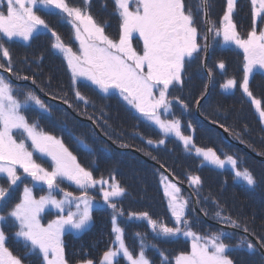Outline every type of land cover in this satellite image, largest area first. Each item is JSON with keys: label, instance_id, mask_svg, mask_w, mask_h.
<instances>
[{"label": "rangeland", "instance_id": "rangeland-1", "mask_svg": "<svg viewBox=\"0 0 264 264\" xmlns=\"http://www.w3.org/2000/svg\"><path fill=\"white\" fill-rule=\"evenodd\" d=\"M112 1L110 0L105 11L98 4L92 6L89 10L98 23L105 25V33L110 38L118 40L120 19L115 13ZM68 3L71 6L83 7L82 0H68ZM58 17L61 21L67 23L62 16L58 15ZM204 18L207 20L208 15L204 14ZM249 27H251L248 30L250 32L253 25H249L248 29ZM61 29L62 32H59V36L63 43L70 47L73 52L78 53L79 41L75 39L71 24L61 25ZM204 32L205 28L202 25V33ZM198 44L201 45V49L193 53L195 55L191 58L186 57L191 63L187 67L184 65L181 74L182 82L169 86L167 95L171 103L168 111L165 113L163 109H160L159 114L163 120H179L182 134L191 136L195 147H204L203 149L211 147L214 148L213 150L221 159H224L225 156H232L236 159L238 170L247 169L254 176L256 184L253 186H249L241 178H237L231 165L226 164L225 167L218 168L204 161V159L200 160L205 167L199 174H195L196 164L200 161L197 159L195 148L186 150L183 141L175 134L165 136L156 124L145 119L129 105L118 91L106 95L100 92L90 81L81 78L77 81L75 87L87 98L88 103L85 105L82 101L74 102L71 71L63 53L57 49H55V53L58 56L54 54L57 59H55L56 64L53 65L57 73L61 71L64 73L63 77L66 82L58 86L59 88L65 87L64 90L66 91L63 93V99L46 87H43L44 90L41 89L39 94L34 88L12 84L18 99L23 101L25 95L32 92L48 108V111L44 112L38 106L32 104L31 107L23 110V114L30 123H36L40 130L63 141L70 152L74 147L71 146V148L69 143L74 144L71 142V140H74L66 139L65 136H69L70 132L60 131L62 137L46 129V126L50 123H65L67 128L73 131V134L76 133L74 129L77 131L84 130L83 133L87 136V144L85 140H81L82 150L77 148V152L80 153L77 154L73 150L74 154L71 153L76 156L82 167L93 172L95 178L100 179L102 177L109 180L110 177H115V180L126 190L124 196L114 201L117 204V211L114 212L104 202L100 185L88 189L92 207L90 210L91 220L87 228L83 231L66 229L62 236L67 264H86L89 260L93 264H101L104 252L110 248L118 247L115 242L116 234L113 232L114 215L116 216V226L123 229L125 245L135 255L139 252L141 240H143L145 256L151 264H161L160 252L167 256L168 264H175V257L180 253L190 252L192 244L190 237H186L182 233L170 238L157 236L147 219L136 218L139 214L147 213L148 217L157 221L158 224L163 223L168 227L177 226L175 217L169 208L170 198L165 195V186L168 183L175 184L180 189L178 199L187 202L183 218L188 221V229H184V225H180L182 232L183 230H191L201 237H209L220 232L229 233V237L225 238L224 242L230 245L231 250L228 255L234 264H264V247H260L257 243L258 238L263 236H261V232L264 233V161L256 159L248 154L245 148L237 145L241 141L248 150L258 152L264 157V128L257 119L258 112L255 105L252 103L247 104L251 108L250 110L241 109L242 105L238 106L235 102L243 96L248 98L239 87L244 76L245 61L240 55L238 56L239 52L237 51L242 49L234 43L225 44L222 35L219 36V42L215 43L213 47L210 45V51L207 48L204 49L206 44L204 36ZM206 45L208 46V44ZM132 46L137 52H142L143 41L139 39L138 34H134ZM205 58L208 61L209 69L206 70L207 72L201 69L202 73L197 75L200 81H197L196 84L194 77L191 76L195 72H190L194 70L192 61L203 63ZM221 62L225 65L224 69L217 66ZM49 73L52 72L49 71ZM59 73L58 78L60 79ZM260 77V74L256 75L252 72L249 75V85L251 80L255 79L260 81L258 86L264 85V78ZM216 78L220 83H213L215 85H213L207 107L200 112L201 121L198 114L195 115L194 121L187 120L190 111L195 113L197 111L195 108L198 104L197 102L194 103L198 100L196 97H200L205 92V88L208 87L206 84ZM228 79H237V86L229 90L222 88V85ZM83 83L87 84L88 89L85 88ZM184 83H187V85ZM193 84L200 87L203 92L195 93L192 97L194 99H190L186 103L184 102L185 99L180 101L184 96V92L190 91L191 94L198 91ZM249 90L255 98L264 97V88H261L259 92L252 87H249ZM93 91L96 94H93ZM97 94L101 97L99 98ZM155 94L158 95V91ZM65 99L71 103L72 107L63 102ZM234 102L233 106L228 105ZM104 110L107 111V118L100 119V113ZM228 111L233 112L231 128L244 130V135L241 138L233 135L236 138H234V144L226 142L225 134L218 135L213 125L202 122L204 120L203 115L208 118L219 115V120L223 121ZM207 117L205 119H208ZM73 118L76 120L75 123L72 121ZM95 123L98 126L97 132L94 130ZM57 127L61 126L58 125ZM197 127H200L199 131H195ZM87 128L89 132H87ZM92 132L97 138H91L93 136ZM76 135L78 134L76 133ZM80 138L78 135V139ZM95 139L99 143L100 141L104 142V144H100L102 146L98 145L99 143L95 145L93 143ZM161 139L164 140L163 144L158 143ZM149 140L153 143L149 144ZM229 147H236V149L230 150ZM33 158L37 163L51 170L49 157L34 152ZM209 165L211 167H207ZM19 172L22 175L23 183H19L18 187L12 192L8 208L0 214H6L18 202L25 186L32 189L36 198L48 195L47 185L37 184L34 186L30 177L24 178L25 174L22 170H19ZM190 176H199L201 183L199 185L191 184ZM163 177L167 178L164 182H162ZM0 185L7 186L4 179H0ZM103 187L107 189V185ZM60 188L72 192L75 196L81 195V190L69 181L61 182ZM53 195L58 200L64 198L59 191L54 192ZM208 196L214 197V204L210 205L204 201ZM72 210H76L74 206ZM218 211L224 217H231L239 224V227H233L218 218L216 216ZM66 212L67 209L64 214ZM58 214V210L54 207H46L40 214L41 223L46 226L49 222L55 220ZM245 227L248 229L247 232L244 231ZM5 229L6 235L11 234L10 232L13 234L18 230L11 223L4 225L3 230ZM14 240L19 242L10 249L13 250L14 255L22 259V264H43L42 257L38 254L28 253L22 240L16 237H14ZM244 240L255 244V251L250 252L246 247H236ZM116 260L118 264H128L122 256L117 257ZM114 264H116V261H114Z\"/></svg>", "mask_w": 264, "mask_h": 264}, {"label": "snow or ice", "instance_id": "snow-or-ice-1", "mask_svg": "<svg viewBox=\"0 0 264 264\" xmlns=\"http://www.w3.org/2000/svg\"><path fill=\"white\" fill-rule=\"evenodd\" d=\"M91 0H83V7L71 6L68 0H0V53L7 61V66L0 63V69L12 72L10 52L5 42L15 39L28 41L34 32L49 29L48 24L36 9L40 6L49 12L56 11L71 24L75 39L79 41V52H73L66 46L60 36L52 31L55 38L52 47L63 53L71 71L75 99L85 105L88 100L75 87L77 81L83 78L90 81L100 92L108 95L118 91L129 105H131L145 119L156 124L161 132L167 136L175 134L185 146L186 150L195 148L197 156L218 168L231 165L235 176L241 178L249 186L256 184L254 176L247 170H238L237 160L232 156L221 159L213 149L197 148L192 143L191 136H185L180 130L179 120H163L159 110L166 113L171 101L168 99V89L174 83H181V74L185 58H191L193 53L201 49L197 42L198 30L195 26L194 11L186 6L185 0H113L115 13L120 19V33L118 40L110 38L105 33V25L98 23L92 16ZM235 0H227V11L222 18V28L215 25L208 32H215L216 36H223L225 44L234 43L244 53V76L239 87L243 93L251 98L264 122V106L260 99H256L249 90V75L257 67L264 69V30L257 32L256 18L261 17L264 22V0H251L253 29L247 38H241L233 23L232 14ZM209 0H199L195 13L201 11L207 15ZM134 34H138L143 41L142 52H137L132 46ZM207 40V35H205ZM207 45H204L206 50ZM218 67L224 69L223 62ZM18 79L27 80L28 77ZM35 83V81H33ZM237 86L235 79H228L222 85L225 90ZM158 91V95L155 93ZM72 107L67 99L63 101ZM199 103V101H197ZM34 104L47 112V106L32 92H28L23 101L18 99L15 89L9 79L0 75V179H4L7 186L0 185V212L8 208L11 194L23 183L24 178L30 177L33 185H47L48 195L36 198L31 188L25 186L17 203L6 214H0V264H22V259L12 253L6 246L7 236L3 226L11 223L18 228L15 237L23 241L24 248L29 254H38L43 264H67L64 255L62 236L66 229L83 231L91 220V198L88 189L100 185L104 202L114 212L117 211V201L124 196L125 188L110 177L105 180L97 179L93 172L82 167L64 143L42 130L36 123H30L23 110ZM186 107V106H185ZM91 119V117H89ZM30 142V143H28ZM149 144L153 141L149 140ZM163 144L164 140L158 141ZM86 147V146H85ZM31 149V150H30ZM49 157L51 170L37 163L33 153ZM69 181L81 190V195L60 188V183ZM167 180L162 178V182ZM193 185L201 183L199 176H190ZM107 185V189L103 186ZM63 194V199H56L54 192ZM180 189L168 183L165 195L169 199V208L175 217V227H168L148 217L147 213L137 216V219H147L157 236L170 238L183 234L192 239L191 251L180 253L175 257V264H234L228 255L230 245L224 242L229 233L220 232L209 237H201L188 229V221L183 218L186 201L178 199ZM58 210L55 220L46 226L41 223L40 214L46 207ZM73 206L75 211L72 210ZM67 209L66 214L65 210ZM122 215V213H120ZM216 216L233 227L239 224L231 217H224L221 212ZM244 231L248 229L245 227ZM113 232L118 247L105 251L101 264H118L117 257L122 256L128 264H151L145 256V246L141 240L140 250L133 254L125 245L123 229L116 226V216H113ZM139 235V234H138ZM257 243L264 247V237L258 238ZM236 247H246L248 251H255L256 245L250 241H241ZM161 264H168V258L163 252ZM86 264H93L87 261Z\"/></svg>", "mask_w": 264, "mask_h": 264}, {"label": "flooded vegetation", "instance_id": "flooded-vegetation-1", "mask_svg": "<svg viewBox=\"0 0 264 264\" xmlns=\"http://www.w3.org/2000/svg\"><path fill=\"white\" fill-rule=\"evenodd\" d=\"M83 1V0H82ZM110 0H91L90 8L96 4L99 5L103 11L107 9ZM186 6H191L194 11V19L195 26L198 30L197 42H201L203 36L207 35L208 31L205 26V18L204 13L201 11L199 14L195 13V8L198 5L199 0H185ZM112 6H114L112 1ZM227 11V0H209V7L207 9L208 19H210V26L213 27L215 25L216 28H222V18L224 13ZM37 15H40L42 19L48 24V29H41L40 31L34 32L32 37L28 41H23L20 39H15L10 42H5V47L8 48L12 61V72L4 71L0 69V75L5 76L6 79H9L12 84L22 86L25 88H34L39 94L43 87L49 88L51 92L54 94H58V86H59V78L58 73L55 68V49L52 47L53 43H55V38L52 36L51 32L55 31L58 35L59 32H62L61 25H67L68 22H63L59 19L56 11L49 12L47 10H43L40 6L36 9ZM233 23L236 25V31L239 33L241 37H247L251 27L248 26L253 25V15H252V5L251 0H235V5L232 14ZM218 21V22H217ZM202 25L205 28V32L202 33ZM254 26V25H253ZM255 27L257 32L264 30V22H262L261 17L256 18ZM219 42V36L215 35V32H210V45L214 46L215 43ZM206 45V44H205ZM239 52L241 58H244L243 50L237 51ZM55 54V55H54ZM195 55V54H193ZM58 56V55H57ZM0 63H4L7 66V61L3 58L2 53H0ZM191 63L188 59L185 58L184 65L187 67ZM54 64V65H53ZM218 66V65H217ZM239 66V65H238ZM192 67L194 68L192 72H195L193 77L194 81L197 84V81H200V78L197 77L198 73H202L201 69L205 70L204 63H200L197 61H192ZM240 67V66H239ZM209 68V67H208ZM51 71L52 73H49ZM256 75L260 74V78H264V69L256 68L253 71ZM17 74L20 77L27 76L28 79H18ZM192 76V74H191ZM237 80V79H236ZM35 81V83H33ZM186 82V81H185ZM191 82V81H187ZM215 82L218 83V78L215 79ZM259 80H251V84L249 87L255 88L258 87ZM187 85V83H184ZM202 84V83H201ZM253 84V85H252ZM193 86H196L193 84ZM26 94V92H24ZM22 96V95H20ZM182 99H185L184 102L188 101V96L185 95ZM260 99L262 102V106H264V97L256 98ZM251 101V98L249 99ZM182 101V100H181ZM246 98L238 99L237 104L242 105L241 109L251 108L247 106L251 102ZM231 102V101H228ZM233 104H228L229 106H233ZM233 116V112L227 113L225 116L227 119L231 120ZM190 119H195V114H190L188 116ZM218 119V115L214 117ZM261 122V126L264 128V122L261 121L260 116L257 118ZM6 232V229L4 230ZM12 231V230H11ZM7 234L6 246L9 248L13 247L19 241H15V233ZM13 235V236H12ZM71 246V245H69ZM14 254V253H13ZM22 258L23 255L20 254Z\"/></svg>", "mask_w": 264, "mask_h": 264}, {"label": "trees", "instance_id": "trees-1", "mask_svg": "<svg viewBox=\"0 0 264 264\" xmlns=\"http://www.w3.org/2000/svg\"><path fill=\"white\" fill-rule=\"evenodd\" d=\"M59 73V72H58ZM63 75H64V73L61 71L60 73H59V77H60V79H59V83L60 84H63L64 83V81H65V79H64V77H63ZM62 77V78H61ZM60 86H62V85H60ZM64 88L65 87H63V88H59L58 89V95L60 96V98H62L63 97V93L66 91V90H64ZM73 120V119H72ZM73 122H74V120H73ZM58 125H60V124H58V123H50V124H48L47 126H46V129H49L50 131H54V132H56V133H59L60 131H69L70 132V135L69 136H67V135H65L66 136V139H69V140H71V139H73L74 141H72L71 140V142L72 143H74V145L78 148V149H80V150H82V145H81V140H85V142H86V144H87V136L85 135V133H83V132H85L84 130H81V134L79 133V135L82 137V138H80V139H78V135H76V133L75 134H73V131H71L70 129H68L67 128V125H65V124H63V126L65 127H63V126H61V127H57ZM74 128H75V126H74ZM87 130V132H89V129L87 128L86 129ZM74 131H76L77 132V130H75L74 129ZM78 131H80V130H78ZM60 134V133H59ZM72 137V138H71ZM89 140V139H88ZM95 145H96V143L95 142H93ZM100 144H104V142H101L100 141V143L98 144V145H100ZM100 146H102V145H100ZM87 149H88V147H87ZM100 149V148H99ZM83 151H85V150H83ZM84 156H85V154H83ZM201 167V166H200ZM204 201L205 202H207V203H209L210 205L212 204V202L208 199V198H205L204 199ZM221 202V201H220ZM263 235V236H262ZM261 236L262 237H264V233H262L261 232Z\"/></svg>", "mask_w": 264, "mask_h": 264}, {"label": "water", "instance_id": "water-1", "mask_svg": "<svg viewBox=\"0 0 264 264\" xmlns=\"http://www.w3.org/2000/svg\"><path fill=\"white\" fill-rule=\"evenodd\" d=\"M221 130H222V128H221ZM222 131H223V133L226 135V137L230 138L231 134H230L228 131H226V130H222ZM237 145H239L240 147H243V148H245L247 151L251 152L250 150H248V148H247L244 144L238 142ZM255 156H256V155H255ZM257 157H258V156H257ZM259 158H261V157H259ZM261 159H264V158H261Z\"/></svg>", "mask_w": 264, "mask_h": 264}, {"label": "bare ground", "instance_id": "bare-ground-1", "mask_svg": "<svg viewBox=\"0 0 264 264\" xmlns=\"http://www.w3.org/2000/svg\"><path fill=\"white\" fill-rule=\"evenodd\" d=\"M78 162V161H77Z\"/></svg>", "mask_w": 264, "mask_h": 264}]
</instances>
